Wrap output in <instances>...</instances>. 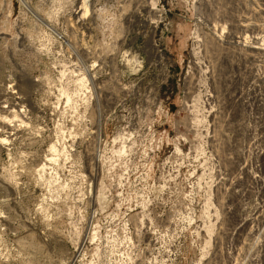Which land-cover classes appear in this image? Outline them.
<instances>
[{"label":"rangeland","instance_id":"1","mask_svg":"<svg viewBox=\"0 0 264 264\" xmlns=\"http://www.w3.org/2000/svg\"><path fill=\"white\" fill-rule=\"evenodd\" d=\"M80 4L0 0V264H264V0Z\"/></svg>","mask_w":264,"mask_h":264},{"label":"bare ground","instance_id":"2","mask_svg":"<svg viewBox=\"0 0 264 264\" xmlns=\"http://www.w3.org/2000/svg\"><path fill=\"white\" fill-rule=\"evenodd\" d=\"M87 1L88 0H81V4L79 5V10L78 11H80V9H82V14L79 16L80 18L82 17V16H84V15H86V13H87V10H88V6H87ZM89 11V10H88ZM81 12V11H80ZM87 16V15H86ZM43 21V20H42ZM44 23H46V22H44ZM49 23V22H48ZM46 26H48L51 30H53L54 32H55V30H54V28L51 26V24H45ZM58 35V34H57ZM250 50V49H249ZM193 76V75H192ZM26 85H27V83L25 82V80L23 81L22 80V78L20 79L19 78V81L14 85V89H16V91L14 92L15 94L14 95H11V91H8V90H6L5 88L4 89H2L1 91H0V97H2L3 95H8L9 96V98H11V102H10V106H4V107H1V111H8V112H10V110H9V108H12L13 106L12 105H17V104H19V103H21V102H25L26 101V99H27V96H26ZM16 114H14V116H15ZM1 120L3 121L2 123H3V126H9V121H11L9 118H8V116H3L2 118H1ZM22 120V119H21ZM97 123H99V122H97ZM100 124V123H99ZM100 126H98V128H99ZM98 130V129H97ZM101 130V129H100ZM99 132V131H98ZM97 134V133H96ZM99 134V133H98ZM97 134V135H98ZM100 136V135H99ZM93 158H94V156H93ZM92 164H93V162H92ZM95 166V165H94ZM93 189V188H92ZM92 191V190H91ZM91 194V193H90Z\"/></svg>","mask_w":264,"mask_h":264}]
</instances>
